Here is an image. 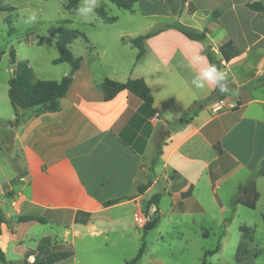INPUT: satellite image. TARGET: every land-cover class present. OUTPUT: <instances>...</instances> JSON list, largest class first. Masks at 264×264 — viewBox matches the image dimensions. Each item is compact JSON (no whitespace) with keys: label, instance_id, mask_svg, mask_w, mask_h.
<instances>
[{"label":"crops","instance_id":"1","mask_svg":"<svg viewBox=\"0 0 264 264\" xmlns=\"http://www.w3.org/2000/svg\"><path fill=\"white\" fill-rule=\"evenodd\" d=\"M100 2L106 7L115 5L109 0ZM254 2L264 5V0H187L182 13L181 0H136L134 11L117 6L138 22L161 24L143 33L154 35L144 41L145 53L140 59L139 50L129 43L135 35L119 34L121 43L137 52L134 60L124 63L117 57L114 68L118 78L110 76L121 83L143 79L151 89L152 105L129 91L109 102L104 100L102 83L110 77L101 55L109 47L100 54L97 43L89 42L85 35L89 46L76 55L83 60L60 111L32 116L35 109L13 108L11 113L5 102V85L0 88V214L7 219L1 226L0 247L7 264H28L41 253L43 258L69 251L70 256L56 264L78 263L80 251H86L90 239H101L103 230H114L118 236L142 229L145 239L150 231L144 235L143 225L154 220L158 211L160 224L154 230L161 229L166 217L195 209L206 211L219 206L222 199L231 206L232 214L239 186L264 161V86L255 85L264 79V14L246 7ZM176 24L206 32L205 42L228 76V91L218 89V98L209 100L217 88L214 85L202 90L191 85L198 72V66H188L192 51L198 50L206 56V63L210 62L202 42L168 28ZM229 41L243 53L224 58L220 47ZM6 86L10 102L9 84ZM221 101L222 108L216 110ZM196 102L205 103L190 112ZM186 118L185 124L173 125ZM162 129L169 135L155 162ZM149 179L152 185L140 194L138 187ZM167 179L169 188L172 182L181 184L180 193L168 194L169 216L161 208L164 195L155 193L156 185L167 183ZM260 183L264 176L256 179L257 191ZM258 193L255 208L262 199L261 191ZM155 194L161 195L158 206L151 205L144 214V202ZM179 195L185 196L183 205L172 201ZM123 197L128 198L105 206ZM243 205L238 202L232 222L226 223V218L223 223H234ZM128 208H133L134 225ZM105 213L110 221L101 225ZM20 216H35L45 222L19 223L16 219ZM139 217L145 220L141 225Z\"/></svg>","mask_w":264,"mask_h":264},{"label":"rangeland","instance_id":"2","mask_svg":"<svg viewBox=\"0 0 264 264\" xmlns=\"http://www.w3.org/2000/svg\"><path fill=\"white\" fill-rule=\"evenodd\" d=\"M66 3L67 0H0V51L5 53L0 59V88L5 85V102L11 113L14 109L8 100L6 84L13 75L10 65L12 49L16 51L17 63L26 64L30 68L33 82L61 80L69 74L70 66L66 63L54 64L59 57L56 47L57 33L59 29L70 33H82L87 37L86 40L89 42L94 40L97 43L100 54L109 47L106 53L101 55L103 69L109 77L118 78L114 68L117 57L124 63L134 60L137 52L131 45H123L121 39H118L119 34L130 33L136 38L142 36L143 33H149L146 30L152 31L161 25L160 22H138L135 16H130V13L123 9L115 5L106 7L103 2H100V6L106 7L107 17L115 18V20L106 24L98 14L102 22L85 23L76 14L66 10ZM14 7L16 11L13 12ZM33 9L40 11L39 22L32 25L23 24L22 19L27 12ZM122 13H126V16H122ZM7 17L12 19L11 27L6 21ZM88 46L84 38H79L69 48L76 56L85 52ZM121 47L123 48L120 49ZM215 61L218 62L216 58ZM240 75L242 76V73ZM111 77L109 79L113 80ZM11 122L14 125V120ZM172 178L175 179L174 176ZM169 182L168 179L167 183L159 182L155 191V193L164 195L161 208L166 216L170 215L169 208L171 207L168 194L173 196L176 192L180 193L179 187L181 186L179 183L172 182L169 188L167 187ZM0 184L2 185L1 182ZM258 191L262 193L260 206L249 209L243 205L238 209L235 216L236 221L231 225L223 223L224 219L230 217L231 206L228 203L224 204L226 199L224 202L222 199L219 206L210 207L206 211L195 209L193 213L186 215L166 217L161 229L150 231L145 239H143L142 229L138 232L133 228L129 233L118 236L113 234L114 230H103L104 234L101 235V239L94 242L90 239L91 245L85 247V252L80 251L79 262L70 264H127L135 258L143 240L146 242V250L137 264H201L206 251L215 249L219 243L220 250L213 256L207 257V263L264 264V183L259 184ZM5 193L7 197L10 195V192ZM173 199L176 205L185 203V196L179 195ZM238 201L243 204L252 203L254 198L251 194H241ZM127 213L131 219L130 223L134 225L133 208H128ZM109 221L110 215L105 213L100 223L103 225ZM144 221L142 217L137 219L138 225L143 224ZM105 236L108 237L107 240L103 239ZM240 242L241 247L238 254L240 261H237L236 253ZM66 253L71 254L70 251ZM41 255L44 254L41 253ZM40 256L28 264H56L63 258V255L57 254L45 255L43 258Z\"/></svg>","mask_w":264,"mask_h":264},{"label":"trees","instance_id":"3","mask_svg":"<svg viewBox=\"0 0 264 264\" xmlns=\"http://www.w3.org/2000/svg\"><path fill=\"white\" fill-rule=\"evenodd\" d=\"M116 6L134 11V4L136 0H109ZM80 0H67L65 5L66 10L70 13L75 14L74 9L78 6ZM187 0H181L182 8L180 13L183 12L186 6ZM252 11L262 12L264 14V5L261 2H254L246 5ZM15 9H13L14 11ZM97 13L102 17L104 23L109 24L112 23L115 19L109 18L106 15V11L103 7L97 8ZM7 23L9 26H12V19L11 17L6 18ZM168 28L176 29L181 32L184 36L188 39L193 41L202 42L205 46V52L207 58L211 64H215L220 69L221 62L215 61L214 52L212 48L206 44L207 35L206 32L203 31L202 33H198L193 29L185 27L181 24H176L169 26ZM154 34H147L138 36L136 38L129 39V43L139 50L137 59H140L144 53V41ZM79 38H86L82 33L78 32H67L63 29H59L57 33V40H56V47L59 52V57L54 61V64H63L66 63L70 66V72L68 75L64 76L61 80H37L36 82H32L31 80V73L30 69L25 64H17L16 59V51L14 49L10 52V65L12 67L13 75L9 79V99L11 105L17 111L18 109L28 110V109H35L32 113V116H38L43 113H55L60 111L61 103L63 98L66 96L73 80L75 73L80 69L81 62L83 60L82 57H76L70 50L69 46L78 40ZM220 51L223 54V57L226 59H230L236 56H239L243 53V49L234 45L231 41L224 43L220 47ZM5 53L0 51V59ZM255 85L264 86V79H258L255 82ZM123 91H129L130 93L136 95L148 105H152L154 102L153 96L151 94L150 87L146 84L143 79H129L128 81L121 83L112 79H105L102 83V92L104 94V100L109 102L113 100L119 93ZM213 98H218V88L214 90L212 96L209 100ZM205 102H196L190 112L198 110ZM188 119H181L174 122V126H180L185 124ZM18 122V116H17ZM169 135V131L162 129L158 133L157 138V150L155 156V162L160 158L162 155V149L165 145L166 138ZM259 176H264V161L261 164V168L252 174L249 179L245 182L244 185L239 186L236 197L232 201V209L233 212L226 219V223H231L234 217V210L238 204V198L241 194H251L253 195L254 202L252 203H244L246 207L249 209H255L256 202L259 200V193L256 188V179ZM152 185L151 179L147 180L145 184H142L138 187V191L140 194L144 193L150 186ZM128 197H123L115 200H111L105 203V206H112L121 202L122 200L127 199ZM161 199V195L155 194L149 201H145L143 204V213L147 214L151 205L158 206L159 201ZM160 214L158 211V216L152 220L147 221L143 225L144 235L147 234L148 231L154 230L159 223ZM19 223H26L31 221H37L44 223L43 219H40L35 216H20L16 219ZM7 219L0 215V236L2 234V223H6ZM241 244L238 246V250L236 253V260L240 261L238 258L239 250ZM146 250V242L143 240L142 245L133 260H131L127 264H137L145 254ZM220 250V243L216 246L215 249L206 251L204 259L201 264H209L207 263V257L213 256ZM63 258H67L70 255L67 253L62 254ZM0 262L2 264H7L6 256L3 250L0 247Z\"/></svg>","mask_w":264,"mask_h":264},{"label":"clouds","instance_id":"4","mask_svg":"<svg viewBox=\"0 0 264 264\" xmlns=\"http://www.w3.org/2000/svg\"><path fill=\"white\" fill-rule=\"evenodd\" d=\"M100 6V0H80L78 6L74 9L77 17L81 18L85 23L102 22L96 11ZM40 11L33 9L26 13L22 19L25 25H32L39 22ZM203 47V45H199ZM198 66V72L193 76L191 85L196 89H205L207 85L216 86L220 92L228 91L227 73L219 69L215 64L206 63V56L198 50H193L190 56L189 67Z\"/></svg>","mask_w":264,"mask_h":264},{"label":"built area","instance_id":"5","mask_svg":"<svg viewBox=\"0 0 264 264\" xmlns=\"http://www.w3.org/2000/svg\"><path fill=\"white\" fill-rule=\"evenodd\" d=\"M222 103H223L222 101L219 103H216V106H215L216 110H220L222 108ZM156 121H158L157 118H156Z\"/></svg>","mask_w":264,"mask_h":264}]
</instances>
